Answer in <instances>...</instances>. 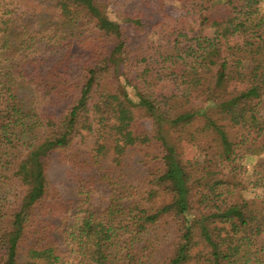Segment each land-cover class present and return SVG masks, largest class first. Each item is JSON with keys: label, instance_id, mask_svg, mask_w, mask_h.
<instances>
[{"label": "trees", "instance_id": "16d2710c", "mask_svg": "<svg viewBox=\"0 0 264 264\" xmlns=\"http://www.w3.org/2000/svg\"><path fill=\"white\" fill-rule=\"evenodd\" d=\"M134 1L0 0V264H264V0Z\"/></svg>", "mask_w": 264, "mask_h": 264}, {"label": "rangeland", "instance_id": "374dc122", "mask_svg": "<svg viewBox=\"0 0 264 264\" xmlns=\"http://www.w3.org/2000/svg\"><path fill=\"white\" fill-rule=\"evenodd\" d=\"M122 1H127L126 3H131V0H122ZM217 2V1H215ZM132 4L137 5L139 7H141L144 15V20L143 22H155L156 20H158V17H160L159 11L157 9V5H156V0H145V1H134ZM261 10L264 13V2L261 4ZM167 12H170L172 14H176V11H173L172 8H168L166 10ZM112 16H114V14H111ZM220 26L218 24H215L213 26H211L210 28H208L206 30V33L211 35L213 34L215 31L219 30ZM136 39V38H134ZM229 43L234 45L237 44L240 41V36L235 34L232 37L229 38ZM115 67L118 70L117 74L119 77V80L122 84V86L124 87L125 91L130 95V97L135 100L138 101V97L136 94V91L131 89L127 84H125V69H124V61L121 57V55H118L116 57L115 60ZM145 125L149 126V120L148 119H143ZM182 157L184 159H197L200 160L202 159V152L197 149L194 145L189 144V143H184L183 144V149H182ZM255 157L253 156H247L244 160L245 165L248 168H251ZM51 174L54 177L55 182L59 183L63 178H64V168L58 164H54L51 168Z\"/></svg>", "mask_w": 264, "mask_h": 264}]
</instances>
